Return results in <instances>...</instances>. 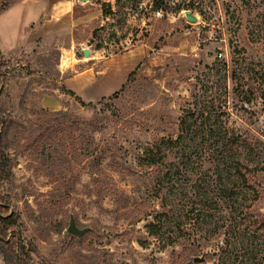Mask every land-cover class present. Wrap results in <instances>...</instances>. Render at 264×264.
<instances>
[{"label": "rangeland", "instance_id": "rangeland-1", "mask_svg": "<svg viewBox=\"0 0 264 264\" xmlns=\"http://www.w3.org/2000/svg\"><path fill=\"white\" fill-rule=\"evenodd\" d=\"M72 1L63 20L47 12L29 25L34 39L0 49V110L24 122L9 136L13 175L0 190V215L17 221L7 241L29 264H264V0ZM15 13L1 29L17 33ZM75 46L93 51L97 72L128 53L139 63L117 96L85 107L61 90L59 50ZM185 119L186 138L148 166L145 149L177 140ZM50 124L63 131L37 142Z\"/></svg>", "mask_w": 264, "mask_h": 264}, {"label": "crops", "instance_id": "crops-1", "mask_svg": "<svg viewBox=\"0 0 264 264\" xmlns=\"http://www.w3.org/2000/svg\"><path fill=\"white\" fill-rule=\"evenodd\" d=\"M1 2V1H0ZM63 7L74 8V2L68 3V0H23L14 6L6 8L0 13V27L2 24L9 22L12 17L23 15L22 24L11 32L0 28V49L9 51L19 47L25 40L34 39L35 33H29L28 28L38 25V21H50L47 12L53 10L51 20L61 21L65 15H60ZM19 15V16H20ZM5 48H2V46ZM86 48H82V51ZM59 71L62 74H67L65 86L75 92L86 103H94L102 98L109 97L119 91L127 82L129 75L136 68L139 60L133 61V53H128L126 58L117 59L110 58L104 62L102 69L96 71L98 62L95 61L93 51H91V59L79 56L80 52L75 48L60 49ZM105 82V85H102ZM113 86V87H112ZM43 105H50L52 109H57L59 104L52 98H45Z\"/></svg>", "mask_w": 264, "mask_h": 264}, {"label": "trees", "instance_id": "trees-1", "mask_svg": "<svg viewBox=\"0 0 264 264\" xmlns=\"http://www.w3.org/2000/svg\"><path fill=\"white\" fill-rule=\"evenodd\" d=\"M6 5H2L0 7V13L3 12L4 10H6ZM60 56V53H59ZM59 65V64H58ZM4 67V63H3V58L1 56V52H0V105L2 103V95L4 94V88H3V82L6 79V75H4L5 73L2 71ZM135 71H133L128 79H127V83L131 80V78L134 76ZM126 84H124L121 89L117 92H115L113 95L109 96L108 98H114L115 96H117V93H119L121 90H123L125 88ZM64 93L71 95L73 97H75L77 99V101H79V103L82 106H93L94 103L90 102V103H86L85 101H83L75 92L71 91L70 89H68L66 86H64L61 89ZM25 96H23L21 98V105L23 106L24 103V98ZM105 98H102L100 101H98V103H102L103 101H105ZM33 114H37L36 112H33ZM39 115L40 117L44 116V117H54L56 118L57 121H59V123L61 125H63L64 127L67 128V126H69L68 123H64L66 121H61V119L66 118V115H64L62 113V111L60 112H50L47 111L45 109H42L41 111H39ZM73 124H77V125H84L87 127H90L92 131L96 132L97 128H96V124L94 122H84V121H73L70 122V125ZM24 122H20V121H16L12 118L9 117H5L2 114V111L0 110V190L2 185H5L7 182H9L11 180V177L13 175V162H12V158L10 156V154L8 153L9 151V136L12 132V130H16V131H20L21 128H23ZM186 125V119L182 120L181 123V130L182 133L181 135L178 137L177 140H173V139H161L159 141H157L156 143H154L153 145H150L147 149H145V151L143 152V159L144 162L148 165V166H159L160 164H162L165 155L163 154V150L166 147L169 146H177L180 141H183L186 138V133L188 134L189 131H186V129L184 128ZM50 127H46L45 131L39 135L37 142L40 143H46V142H50L51 138L53 135L57 134L55 133L56 130H60L63 131L62 129L56 128L54 125L50 124ZM69 128V127H68ZM96 128V129H95ZM228 142L230 143V145H233L235 143V135H232L228 138ZM237 166L235 167L237 175L239 178H241L242 180L246 181V173H243L242 169L239 168V165H241L240 163L237 162L236 164ZM219 173V172H218ZM222 173V171H221ZM219 173V176L220 174ZM173 173L172 172H168L163 179L165 180L166 177L172 176ZM221 177V176H220ZM160 184H163L164 181H159ZM167 216L165 215V213L159 215L158 219V224H162V220L163 218H166ZM157 218V217H156ZM17 221L13 219V217H4L2 215H0V248L2 250V253L4 254L6 261L8 264H29L25 258L24 255L26 253V249L23 245H17V244H12L10 242L7 241V237L8 234L11 230H13V228L16 226ZM163 226V225H162ZM148 229L149 232L151 234H159V230L161 229L160 226H157L155 224V222L151 223L148 225ZM19 257V258H18Z\"/></svg>", "mask_w": 264, "mask_h": 264}, {"label": "water", "instance_id": "water-1", "mask_svg": "<svg viewBox=\"0 0 264 264\" xmlns=\"http://www.w3.org/2000/svg\"><path fill=\"white\" fill-rule=\"evenodd\" d=\"M82 1H86V0H82ZM79 56H80V57L83 56V57L89 58V57H91V51H90L89 49H84V50L82 51V53L79 54ZM68 231H69L71 234L76 235V236H79V237L82 236V234H83V231H82V230H79V229L77 228V226H76V224H75V222H74L73 220L71 221V224H70V226H69Z\"/></svg>", "mask_w": 264, "mask_h": 264}, {"label": "built area", "instance_id": "built-area-1", "mask_svg": "<svg viewBox=\"0 0 264 264\" xmlns=\"http://www.w3.org/2000/svg\"><path fill=\"white\" fill-rule=\"evenodd\" d=\"M223 55L221 54L220 57H222Z\"/></svg>", "mask_w": 264, "mask_h": 264}]
</instances>
